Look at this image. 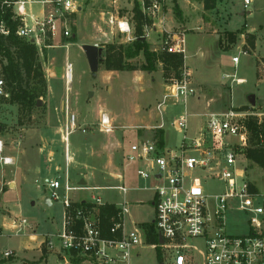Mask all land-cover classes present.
<instances>
[{
  "label": "rangeland",
  "instance_id": "rangeland-1",
  "mask_svg": "<svg viewBox=\"0 0 264 264\" xmlns=\"http://www.w3.org/2000/svg\"><path fill=\"white\" fill-rule=\"evenodd\" d=\"M175 1L165 0V10H163L162 17L165 18L166 26L176 33L181 28H186V30H182L188 49L186 62L193 73V84L197 91L196 96L191 98L186 106L168 100L165 111L157 109L162 102L159 101V97H163L166 93L164 84L171 79L164 77L160 63L155 72L142 71L141 76L133 74L134 71L112 74L107 72L102 64L97 76L94 77L90 71L83 46L98 45L105 48L107 45L121 46L132 43L135 40L133 10L137 4L143 10L140 0H83L82 10L68 16L64 23L70 30L71 37L64 38L60 33L56 39L48 40L51 45L47 47L46 53L44 50L39 51L40 63L45 77L50 74L47 77V95L40 99L42 100L41 107L34 110L30 120L25 125H20L17 107L6 104L0 105V129L2 130L0 134L8 133V139L17 131L26 135L30 129H35L34 125H38L39 119H42L38 115L43 114L44 111L42 110L48 103L52 109L50 119L55 122L49 137L52 140V147L54 151L65 156V148L68 146L71 158L75 161H79L80 158L83 159L82 153L75 156V147L82 150L88 144L90 140L88 127L89 125L94 127L98 123L97 106L100 105L106 109L108 111L106 113L110 117L117 114L120 117V123L128 125V129L124 131L126 143L120 148L122 152H117L116 156L113 157L114 163L118 161L121 164L119 167H114V169L116 168L115 174L121 173L122 176L119 177L121 180L119 181L118 177L114 175L112 182L106 183L107 178L99 176L96 181L89 183V185L91 187H117L124 182L123 185L130 191L126 196L119 191L112 190L88 191L84 194L75 192L72 194V198L82 195L91 201L92 196H98L104 202L122 208L124 201H126L128 212L124 221L126 230L130 232L136 229V225L154 221L153 200L154 188L157 185L154 180H143L138 176L137 171L140 166L137 162L131 163L122 157L126 152L125 149L127 150L132 142L137 141V138L155 141L156 130L162 125L166 151L178 152L185 137L196 136L207 121L206 102L210 97H213L224 108L227 106V109L229 107L241 108L244 111L264 113V39L260 40L258 45L257 35L248 33L246 28L247 26L251 30H258V34L264 37V0H253L247 10L244 9L242 3L234 6L229 5L228 10L221 11L218 9V2L216 9L211 12L205 11L203 4L198 0ZM175 5L182 13V21L178 20L175 15ZM33 10L38 15L41 6L35 5ZM225 13L227 16L224 17L223 14L225 15ZM145 14L149 13L146 12ZM221 15L227 21V28L235 31H220L224 29V27H219ZM112 17L114 24H110ZM149 18L151 19V17ZM120 19L129 21L133 30V41H129L127 36L119 31L117 21ZM200 27H204V31H198ZM238 31L242 34L237 35L236 42L231 45L225 32L236 33ZM207 32L219 35V41L223 40L225 47L229 46V49L224 50L217 46V41L209 39L205 34ZM153 37H157L159 40L157 38L147 40L150 49L160 52L161 35L155 33L151 38ZM67 41L68 43H65ZM195 53H197L196 56ZM251 55H255V57ZM236 57L239 58L237 65L233 63V59ZM130 62L139 68L144 63V57L139 55L131 59ZM67 63L73 65L70 84L65 76ZM104 72L107 73L104 74ZM195 74L196 77L200 75V81H195ZM231 75H236L237 79L244 80L245 83L231 84L230 80H222V76ZM203 81H206L205 85L211 90L209 95L203 91L204 88L199 87ZM202 85L204 86V84ZM108 87H110V91ZM253 101L255 102L254 106H252ZM63 105L66 110L71 108L78 121L77 128L68 136L67 142L64 138L67 119L64 121L65 114H61L59 110ZM185 114L189 115L187 133L175 127L176 120ZM60 115L62 122L57 123ZM83 129H86V134L82 132ZM97 136L102 139L107 138V135L102 133L97 134ZM12 139L5 140L4 144L12 148ZM35 140H33L34 144L36 143ZM34 148L36 147L34 146ZM188 155H192V153ZM43 157L46 158L47 155L44 154ZM101 159H104L105 163L107 161L106 155H103ZM247 165L248 180L257 187L259 192L264 193V171L248 160ZM66 166L67 170H73L75 164L73 161L67 164L66 161ZM62 167L65 169V165ZM4 170L6 179L13 178L16 187L9 189L7 183L6 192L2 191V187L0 188V230H2L0 255L12 251L15 254L12 259L3 258L6 260V264H24L23 259L33 261L38 258V254L33 251L35 243L30 241L29 234H36L41 238L43 235L56 233L55 231L63 219L64 208L62 204L57 202L51 207L47 206L45 203L47 193L43 187V181L40 179H38V183L41 186L38 188L37 178L33 175L18 178V167L9 166L5 167ZM220 187V184H214L210 187V192L215 193L216 189ZM7 212L13 214V217L18 220H26L30 226H35V230L31 231L24 228V231L20 233L3 230V223H5L3 219L4 216L8 215ZM194 245L200 246L199 243ZM164 257L166 256L164 255ZM38 262L36 264H62L64 260H60L56 254H51L46 262L40 263L39 260ZM159 262L156 249L146 245L140 248L139 256L135 258L132 264H159ZM166 262L168 261L166 260Z\"/></svg>",
  "mask_w": 264,
  "mask_h": 264
},
{
  "label": "built area",
  "instance_id": "built-area-1",
  "mask_svg": "<svg viewBox=\"0 0 264 264\" xmlns=\"http://www.w3.org/2000/svg\"><path fill=\"white\" fill-rule=\"evenodd\" d=\"M142 9L153 20L144 38L151 31L161 35V51L181 55L184 65L179 78H171L158 110L165 111L168 100L187 105L196 96L193 73L186 66L187 48L185 34L166 28L165 0H140ZM253 0H242L247 10ZM83 0H5L3 5L11 7L14 18L20 21L17 35L35 44L39 51L46 48L48 40L61 33L71 37L64 24L68 16L82 10ZM40 5L35 14L33 6ZM158 20V23H157ZM114 24V18L110 19ZM119 31L133 41V30L128 20L117 21ZM158 28V30H156ZM149 29V31H148ZM10 30L0 23V34L9 35ZM247 54L246 52H243ZM237 65L239 58L233 59ZM73 65L67 63L65 76L70 84ZM232 83L243 84L236 75L225 77ZM9 98L6 81L0 68V99ZM65 141L77 128V117L66 110ZM257 128V140L264 145V113L230 108L225 112L208 116L196 136L185 137L178 152L160 149L156 141H141L131 146L128 162H142L137 174L143 180H154L153 206L155 209L154 230L158 241L147 242L146 230L136 225L127 231L124 217L128 212L127 202L118 208L117 217H111L106 237L99 209L110 205L101 197L92 196L91 201L77 204L72 194L80 191H119L124 196L130 189L123 184L117 187L73 186L68 172L63 181L47 182L48 194L53 202L64 208L62 225L58 232L45 235L46 249L58 254L62 264H132L139 256L140 248L149 245L161 254L159 264H264V193L248 180L246 151L251 147L250 123ZM189 115L181 116L175 127L187 133ZM101 132H110V119L102 115L99 121ZM162 128V125L159 126ZM82 132L86 134V129ZM4 144L0 140V162L11 165L12 158L4 157ZM192 153V155H188ZM67 164L70 161L68 146L65 148ZM221 187L211 193L210 187ZM79 204V203H78ZM20 233L24 228L32 229L26 220L15 223ZM2 230H0V235ZM160 237L163 242L160 243ZM199 243L200 246L194 245ZM14 252L3 253L5 259L14 257ZM164 255L166 257H164ZM165 258V259H164ZM166 260L168 262H166Z\"/></svg>",
  "mask_w": 264,
  "mask_h": 264
},
{
  "label": "crops",
  "instance_id": "crops-1",
  "mask_svg": "<svg viewBox=\"0 0 264 264\" xmlns=\"http://www.w3.org/2000/svg\"><path fill=\"white\" fill-rule=\"evenodd\" d=\"M235 4H242V0H219V6L218 9L219 10H228L229 5L234 6ZM220 11V12H221ZM222 16V15H221ZM223 16H227V13H225V15L223 14ZM220 19L221 21L219 22V27L222 28L224 27V29L220 30V31H235V30H229L226 26L227 21L223 19ZM166 28L168 30H171L170 28H168V26H166ZM246 28L248 29V33L250 34H256L257 35V40H258V45L260 43V40L264 39V37H261L260 34H258V30H251L249 29L247 26ZM182 30H186V28H181ZM237 30V29H236ZM149 31V29H148ZM198 31H204V27H200L198 28ZM204 33V32H202ZM155 32L151 31L149 34V37L147 38V40L149 41V39H156L155 37L151 38L152 35H154ZM209 39L215 40L216 45L219 46L221 48V42L225 45V42H223V40L218 39V36L216 33H205ZM157 36V35H156ZM218 39V40H217ZM157 40H159L157 38ZM158 42V41H156ZM259 47V46H258ZM257 47V48H258ZM104 48V47H103ZM188 50V49H187ZM105 54V48H104V53L103 56ZM197 55V53H195V56ZM194 56V57H195ZM254 56L255 55H251ZM193 58V56H192ZM185 64L187 67H189L188 63L185 61ZM190 68V67H189ZM196 73L198 74L197 70H195ZM107 72H111L113 73H118L119 71H107ZM107 72H104V74H106ZM133 74L136 75H142V71H134L132 72ZM50 76V74H48L46 76V81H47V77ZM225 76V75H224ZM222 76V80H230L231 79H225V77ZM201 77L200 75L195 74V81H200ZM204 84V86L202 85ZM202 84L199 85V87L204 88L203 91L209 95V93H211V90L208 89V87L205 85L206 81H203ZM231 84H234L231 82ZM165 86L167 85V83L164 84ZM108 90L110 91V87H108ZM194 98V97H193ZM231 107H229L228 109H230ZM39 109V108H38ZM226 108H224L222 105H220V103H218L213 97H210L209 100L206 102V110H207V119L208 116L212 113H220L223 112ZM227 109V110H228ZM51 107L48 105V103L46 104V107L43 108L42 113H40L38 116L42 117V119H39V123L38 125H34L35 129H30L26 135H23L22 133H20V131L15 132V134L8 138V139H12L11 141H13V145L12 148L8 147L7 145H5L4 141L8 140L7 136L8 133H4V134H0L2 136H0V140L3 141L4 144V157H10L12 158V164L11 165H3L0 162V188L3 189V192L7 191V188L9 189H14L16 187V183L14 181L13 178L10 179H6L5 173H4V169L5 167H9V166H16L18 167V171H17V176L18 178H25L26 176H34L37 178L36 182L38 184V188H40L41 185H39V181L38 179H40L41 181H43V187L47 193V198L45 199V203L47 204V206L51 207L54 205L55 202H53L48 194V187H47V182L49 181H53V180H60L63 181L66 175V172H68L69 175V179L70 182L72 183L73 186H87V187H91L89 185V183H92L94 181L97 180V178L99 176H104L106 177V183H111L112 180L114 179V175L116 177H118V180L120 181L121 178H119L121 175V173L119 172V174H115V170L114 169L115 166H121V164L117 162L114 163L113 161V157L116 156L117 152H122V149L120 150V148H122L124 146V144L126 143V139H124L125 135L124 131L127 128L128 125H124L120 123V117L115 114L113 116H109L108 112L106 109L100 107V105L97 106V111H98V123L97 125H94V127L90 126L88 127V133H89V137L90 140L88 142V144H86L84 146V148L81 150L79 147H75V156H77L78 154L82 153V157L83 159H79V161H75L71 158L70 156V161L69 162H74L75 167L73 168V170L68 169L67 170V166H66V157L63 154H59L56 151H54L53 147H52V140L49 138L50 134H51V128L53 126V124H55V122H52V120L50 119L51 117ZM61 114L64 113V121H66V119H68L67 113H66V107L63 105L62 107L59 108ZM70 114L72 113L71 108L68 109ZM102 115H106L109 119H110V123L113 127V130L110 132H100V127H99V121ZM58 118V117H57ZM62 122V118L60 115V118L57 119V123ZM36 123V122H35ZM206 124V122H205ZM204 124V125H205ZM203 126V125H202ZM105 134L107 135V138H99L97 136L100 134ZM126 133V132H125ZM35 140V144L33 142V140ZM141 141H146V140H141L139 138H137V141L132 142L128 149H125V154L122 157H125V161L127 156L131 153V146L141 142ZM7 144V143H6ZM34 146L36 148H34ZM46 154L47 157H43V155ZM103 155H106L107 157V161L104 163V159L102 160L101 158H103ZM79 156V155H78ZM45 158V159H44ZM116 158V157H115ZM116 160V159H115ZM120 160V159H119ZM139 164V168L143 167V163L142 162H137ZM63 165H65V169H63ZM123 165V163H122ZM70 167V166H69ZM115 177V178H116ZM63 178V180H62ZM8 183V187L6 188V184ZM124 184V182H123ZM0 189V191H1ZM84 192L86 191H80L77 193L80 194H84ZM88 192V191H87ZM74 201L78 204L83 203V202H87L89 201L88 199L84 198L82 195H80L79 197L75 196L73 197ZM114 205V204H113ZM116 206V205H115ZM118 207V206H117ZM8 215L4 216L5 218L3 219L5 221V223H3V230L5 231H17V229H15V223L21 221L18 220L16 218L13 217V214L7 212ZM62 225V221L61 224L59 226V228L55 231L58 232L60 230V227ZM29 229V228H26ZM31 231L35 230V226H32V229H29ZM24 231V229L22 230ZM47 235V234H46ZM44 236L43 235L41 238H39L36 234H29V239L32 243H35V246L33 247V251H35L38 254V258H35L33 261H30L29 259H23V263L24 264H36L39 263L38 260L41 262L43 261H47V258L51 255V254H56L53 252H50L46 249L45 245L43 244L44 242ZM58 256V258L61 260V257L56 254ZM3 254L0 255V264H6V260H10V259H3Z\"/></svg>",
  "mask_w": 264,
  "mask_h": 264
},
{
  "label": "trees",
  "instance_id": "trees-1",
  "mask_svg": "<svg viewBox=\"0 0 264 264\" xmlns=\"http://www.w3.org/2000/svg\"><path fill=\"white\" fill-rule=\"evenodd\" d=\"M4 1L0 0V23H4L10 32L8 36L0 34V68L6 81L9 98L0 99V105L16 106L18 122L20 125H25L30 120L31 114L36 110L37 102L47 95V81L40 63L39 49L35 44L17 35V30L21 25L20 21L14 18L11 7L3 5ZM198 1L203 4L204 10L207 12L215 10L219 2V0ZM149 2L150 0H145L146 4ZM174 2L176 1L174 0ZM133 12L135 40L128 45H107L100 65H104L107 71L130 72L141 70L153 73L160 63L165 78H179L184 65L183 56L163 51H152L147 39L144 38L147 28L152 25V20L144 13V10H141L138 4ZM175 15L178 20L182 21V13L177 5H175ZM239 34H242V32H225L231 45L236 42V37ZM220 42L222 49H229V46L225 47L222 41ZM65 43H68V41ZM49 45L51 44L47 41L46 48L43 49L44 53H46ZM139 55H143L144 63L138 68L130 60ZM250 129L252 131L251 147L246 151V157L248 161L264 171V145H260L257 140V128L254 121L250 123ZM0 133H2L1 129ZM155 141L160 149H165V134L162 128L156 130ZM75 205L77 207L82 206V204ZM118 212V208L113 204L99 209L106 237H111L109 233V228L112 225L110 218H116ZM141 226L146 230L147 242L149 244L156 243L158 235L154 230V224L145 223ZM158 257L161 261L160 253H158Z\"/></svg>",
  "mask_w": 264,
  "mask_h": 264
},
{
  "label": "water",
  "instance_id": "water-1",
  "mask_svg": "<svg viewBox=\"0 0 264 264\" xmlns=\"http://www.w3.org/2000/svg\"><path fill=\"white\" fill-rule=\"evenodd\" d=\"M83 50L88 60L90 71L95 77L97 76L99 72L100 63H101V60L103 59L104 48L98 45H84ZM159 101H162V97H159ZM41 105H42V100H39L37 102V108L41 107ZM254 105H255V102L253 101L252 106ZM162 242L163 240L160 237V243Z\"/></svg>",
  "mask_w": 264,
  "mask_h": 264
}]
</instances>
